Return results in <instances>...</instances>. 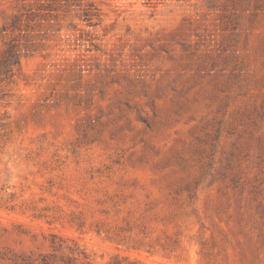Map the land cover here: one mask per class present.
I'll return each mask as SVG.
<instances>
[{"label":"rangeland","instance_id":"obj_1","mask_svg":"<svg viewBox=\"0 0 264 264\" xmlns=\"http://www.w3.org/2000/svg\"><path fill=\"white\" fill-rule=\"evenodd\" d=\"M0 264H264V0H0Z\"/></svg>","mask_w":264,"mask_h":264},{"label":"trees","instance_id":"obj_2","mask_svg":"<svg viewBox=\"0 0 264 264\" xmlns=\"http://www.w3.org/2000/svg\"><path fill=\"white\" fill-rule=\"evenodd\" d=\"M21 55V47L13 42H7L5 48L0 52V90L10 81L14 69L20 65Z\"/></svg>","mask_w":264,"mask_h":264}]
</instances>
